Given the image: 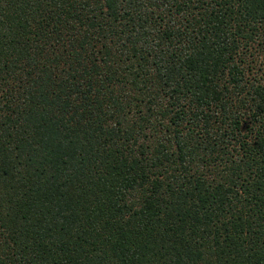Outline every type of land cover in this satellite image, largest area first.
I'll list each match as a JSON object with an SVG mask.
<instances>
[{
	"label": "trees",
	"instance_id": "obj_1",
	"mask_svg": "<svg viewBox=\"0 0 264 264\" xmlns=\"http://www.w3.org/2000/svg\"><path fill=\"white\" fill-rule=\"evenodd\" d=\"M0 264H264V0H0Z\"/></svg>",
	"mask_w": 264,
	"mask_h": 264
}]
</instances>
